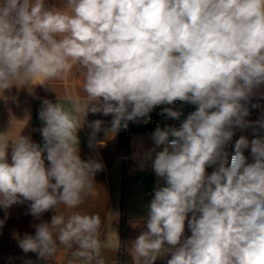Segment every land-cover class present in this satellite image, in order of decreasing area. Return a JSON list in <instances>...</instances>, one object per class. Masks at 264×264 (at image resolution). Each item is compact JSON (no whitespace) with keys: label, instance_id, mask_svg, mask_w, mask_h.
I'll list each match as a JSON object with an SVG mask.
<instances>
[{"label":"clouds","instance_id":"1","mask_svg":"<svg viewBox=\"0 0 264 264\" xmlns=\"http://www.w3.org/2000/svg\"><path fill=\"white\" fill-rule=\"evenodd\" d=\"M76 66L86 97L66 93L67 105L43 101V147L18 135L9 164L8 142L0 144V206L23 197L34 217L61 204L68 209L36 225L19 247L48 259L58 240L77 246L68 264H105L99 215L72 211L96 195L93 176L103 168L80 158L77 131L88 111L112 114L116 132L179 100L198 107L179 129L153 133L156 148L164 147L152 168L165 186L150 202L148 230L133 243L136 264H155L162 252H171L167 264H264V138L249 145L241 136L230 163L224 152L234 127L251 126L242 101L264 84V0H67L65 10H47L44 0H0V93L66 83ZM102 123H91L93 140ZM255 123L264 129V120ZM248 147L253 163L243 155ZM188 213L191 236L181 242Z\"/></svg>","mask_w":264,"mask_h":264},{"label":"crops","instance_id":"2","mask_svg":"<svg viewBox=\"0 0 264 264\" xmlns=\"http://www.w3.org/2000/svg\"><path fill=\"white\" fill-rule=\"evenodd\" d=\"M67 0H44L47 10L53 8L65 10ZM59 38V37H57ZM79 66L74 67L67 82L53 81L43 86H23L13 85L11 89L0 93V144L8 142L6 149V160L9 164L12 154V141L18 136L30 138V141L43 147V137L41 129L45 126L39 118V112L43 106V101L52 103L68 104L64 99L66 93L86 97L82 89L83 75ZM33 87L34 95H30L28 88ZM113 116L103 113L93 114L86 112L84 123L77 131L79 140L78 153L82 160L89 159L100 162L103 165L101 171L93 176V186L96 195H88L84 198V203L77 206L72 211L80 212L82 215H99L101 219L100 239L102 241L101 255L105 259V264H119L121 254L125 255L124 264H129L126 255L134 254L129 252L128 247L124 251L118 248L121 237L128 240L122 222L123 217L127 219L137 218L146 212L149 213V205L154 199L155 191L158 189L154 185L152 173L148 170L141 171L137 168V156H130L134 167L128 168V162L124 158L125 147L120 145V131H111ZM101 120V130L92 139V122ZM130 136V135H129ZM129 136L127 137L128 152L130 150ZM103 140L105 145L100 147L98 141ZM90 142L92 146L90 147ZM46 151L42 153L45 167L50 166L47 160ZM147 160V159H146ZM128 168V169H127ZM125 172V173H124ZM127 174V175H126ZM126 175V176H125ZM124 180L128 183L127 199L124 196ZM53 183L55 181H52ZM62 190V189H61ZM19 202L5 209L0 206V264H68L72 259V252L77 249L74 245L72 249H66L57 240L58 252L54 257L48 259L39 258L36 253H25L19 247V239H23L25 234L35 235L36 225L51 222L53 215L64 213L67 215L68 209L64 205L58 208L49 209L39 217H34L30 212L31 201L18 197ZM143 218V216H142ZM122 234V235H121ZM121 235V236H120ZM55 238V234H54ZM112 239V240H111ZM114 243V244H113ZM117 244V245H116ZM129 260H134V257ZM76 264H82L79 259ZM92 264H95L93 261Z\"/></svg>","mask_w":264,"mask_h":264},{"label":"rangeland","instance_id":"3","mask_svg":"<svg viewBox=\"0 0 264 264\" xmlns=\"http://www.w3.org/2000/svg\"><path fill=\"white\" fill-rule=\"evenodd\" d=\"M249 99L255 100L257 102V107L253 110V112H251L247 116V119L249 120V122L259 126L255 122L264 120V84L260 85L258 88H255L253 90V94L249 97ZM196 109H197V107L192 109V112H194ZM191 113H189L188 115H190ZM133 128H132L130 136H129V144H130L129 155L131 156V158H133V155L137 156V162H136L137 165L136 166L138 169H140L141 171L148 170L149 172L152 173V177H154L153 182H154L155 186H157L158 188L165 186V182H164L163 178L157 177V175L155 174V172L152 168V162L155 159L156 152L161 151L164 146L161 145L160 147L156 148L154 140H153V133L155 132V130H152V129L146 128V127H141L139 129H136V130L135 129L133 130ZM177 129H179V126ZM262 131H263L262 133L264 134V129ZM263 138H264V136H263ZM247 140L249 141V145H250L251 141L253 139L247 138ZM153 148H155V151L152 152L151 158H148L146 156V154L149 151H151ZM250 158H251V162L253 163L254 158L251 154V151H250ZM146 159H150L151 162H148ZM133 164L134 163H132V160H130L128 162V165H127L128 168L134 167ZM209 167L210 166L206 167V170H205L206 175H209ZM127 183L128 182L126 180H124L123 197L125 196L126 199H127V187H128ZM146 214L147 213L144 212V214L142 215L143 218H142V216H139L135 219L130 218V217L125 219V217H123L124 221L122 222V224L124 225L126 223V227H124V232H125L128 240L126 241L127 245H125L126 239H123L122 237H121V239L117 238V239H119L118 240L119 244L118 245L116 244L118 248H121V249L123 248L122 250L124 251V247H128L129 248L128 251L133 253L132 247H133L134 241L136 240V238L140 234H142L143 232L148 230L146 227V221L148 219ZM192 215H193L192 213L187 214V217L185 220V229H184V233H183L182 238H181V242H183L184 239L191 236V230L188 227V221L192 218ZM197 216H199V213H197ZM164 247L170 248L171 246L165 244ZM123 253L124 252H122V254H121V259H120L119 264H124L123 262L125 259V255ZM126 257L128 258L127 262L129 264H136L135 260H133V261L129 260V259L133 258V255H132V257H131V255H128V256L126 255ZM170 258H171V252H167V253L162 252L157 257L155 264H167V260ZM138 264H143V261L139 260Z\"/></svg>","mask_w":264,"mask_h":264},{"label":"built area","instance_id":"4","mask_svg":"<svg viewBox=\"0 0 264 264\" xmlns=\"http://www.w3.org/2000/svg\"><path fill=\"white\" fill-rule=\"evenodd\" d=\"M242 103H244L245 106L248 108L249 114L251 112H253V110L256 108V107H252V106L257 105V102L255 100H251V99H249L246 102L242 101ZM196 107H198V106L193 105V104L188 103V102H182L179 100L174 101L173 104H171V105H169V104L157 105L153 108V110L150 113H148V115L146 117H138L134 121H128L127 122L128 127L126 128V135H127V137L130 135L133 127H134L133 130L139 129L141 127L150 128L152 130H156L158 127L161 130H163L167 127L178 128V126L180 127V125L186 120L188 114L192 112V109H194ZM165 108H172L174 111H179L181 113L179 119L170 118L166 115V113L162 114V112ZM244 119L249 122V120L247 119V116ZM145 120H147L148 122L145 123L144 122ZM262 130L263 129H261L259 126L255 125L253 123H251V126L245 127V128H241L238 126L234 127L233 128L234 134H233L231 140L226 144V146L224 148V152L227 155L228 163H230L231 156L234 154L235 143L241 136H243L245 138H250V139L263 138L264 134L262 133L263 132ZM169 139H172V137H169ZM250 151H251L250 147L243 150V155L245 156L247 163H252L251 158H250ZM124 158L126 160H130V155H129L127 146H125ZM147 161L151 162L150 159H147ZM217 167H218V164L217 165H211L209 167V175L213 171H215Z\"/></svg>","mask_w":264,"mask_h":264},{"label":"trees","instance_id":"5","mask_svg":"<svg viewBox=\"0 0 264 264\" xmlns=\"http://www.w3.org/2000/svg\"><path fill=\"white\" fill-rule=\"evenodd\" d=\"M120 145L122 148H124L127 145V135H126V129L121 127L120 131ZM120 262V259H119Z\"/></svg>","mask_w":264,"mask_h":264}]
</instances>
